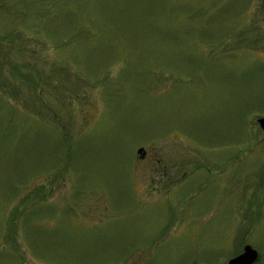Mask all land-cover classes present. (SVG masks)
Masks as SVG:
<instances>
[{"label":"rangeland","instance_id":"rangeland-1","mask_svg":"<svg viewBox=\"0 0 264 264\" xmlns=\"http://www.w3.org/2000/svg\"><path fill=\"white\" fill-rule=\"evenodd\" d=\"M260 116L264 0H0V264H264Z\"/></svg>","mask_w":264,"mask_h":264},{"label":"water","instance_id":"water-1","mask_svg":"<svg viewBox=\"0 0 264 264\" xmlns=\"http://www.w3.org/2000/svg\"><path fill=\"white\" fill-rule=\"evenodd\" d=\"M257 122L262 130H264V116L257 118ZM137 152L141 156L145 154L142 147L138 148ZM256 251L257 250L251 245L246 244L243 246V250L239 254L229 258L225 264H253V262H256L258 258V252Z\"/></svg>","mask_w":264,"mask_h":264}]
</instances>
